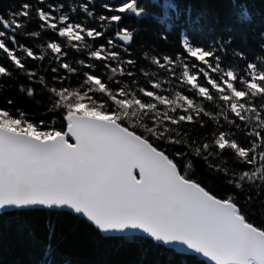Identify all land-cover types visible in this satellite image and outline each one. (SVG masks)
Here are the masks:
<instances>
[{"label": "trees", "instance_id": "16d2710c", "mask_svg": "<svg viewBox=\"0 0 264 264\" xmlns=\"http://www.w3.org/2000/svg\"><path fill=\"white\" fill-rule=\"evenodd\" d=\"M70 110L141 134L264 230V0H0V124L51 136ZM0 264L209 263L28 208L0 212Z\"/></svg>", "mask_w": 264, "mask_h": 264}, {"label": "water", "instance_id": "95a60500", "mask_svg": "<svg viewBox=\"0 0 264 264\" xmlns=\"http://www.w3.org/2000/svg\"><path fill=\"white\" fill-rule=\"evenodd\" d=\"M64 119L46 137L0 124V212L66 210L103 235L148 236L209 264H264V230L234 201L112 117L70 110Z\"/></svg>", "mask_w": 264, "mask_h": 264}, {"label": "rangeland", "instance_id": "374dc122", "mask_svg": "<svg viewBox=\"0 0 264 264\" xmlns=\"http://www.w3.org/2000/svg\"><path fill=\"white\" fill-rule=\"evenodd\" d=\"M198 50H199V49H193L192 52L195 53V54H198ZM1 117H2V116H1ZM5 124H8V122H5ZM5 124H4V125H5ZM6 126L11 127V128H14L12 124H8V125H6ZM31 133H32V132H31Z\"/></svg>", "mask_w": 264, "mask_h": 264}, {"label": "bare ground", "instance_id": "6f19581e", "mask_svg": "<svg viewBox=\"0 0 264 264\" xmlns=\"http://www.w3.org/2000/svg\"><path fill=\"white\" fill-rule=\"evenodd\" d=\"M129 34V33H128ZM131 35V34H130Z\"/></svg>", "mask_w": 264, "mask_h": 264}]
</instances>
